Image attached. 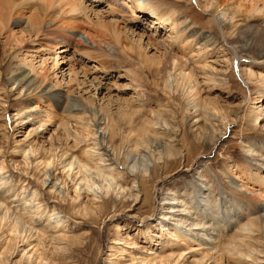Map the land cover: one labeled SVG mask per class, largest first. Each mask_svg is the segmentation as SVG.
Here are the masks:
<instances>
[{
    "label": "rangeland",
    "instance_id": "374dc122",
    "mask_svg": "<svg viewBox=\"0 0 264 264\" xmlns=\"http://www.w3.org/2000/svg\"><path fill=\"white\" fill-rule=\"evenodd\" d=\"M182 1L178 9L188 23L215 41L213 47L203 46L201 38L186 48L172 49L180 71L192 70L190 82L158 66L161 52L146 47L143 40L145 57L134 51H127V57L118 55V63L135 72L133 77L92 60L86 64H91L87 77L79 68V82L58 84L103 113L106 126H94L88 113L57 107L48 97L27 95L17 82L9 81L18 65L10 49L26 45L27 30L11 25V41L0 37V178L8 182L0 185V203L12 213L6 220L0 214L1 264H264V209L259 211L264 207V165L257 162L264 160V44L252 40L249 14H238L236 33L227 30L223 38L208 14H202L194 2ZM239 1L247 5L251 0ZM137 2L142 6L147 0ZM94 3L99 9L108 8L107 0ZM26 8L15 16L23 23L35 17L34 6ZM132 14L136 24L128 22L135 30L155 27L149 14L141 18L140 13ZM55 20L54 29L66 30L75 43H89L92 35V42L114 46L105 31L96 35L80 20L76 29L60 27ZM232 47L244 57L240 62L245 73L235 62L231 65ZM67 50L55 71L72 55ZM92 78L101 82L99 90L95 91L98 81ZM145 130L149 135L174 137L173 147L180 155L151 167L147 178L139 174L133 184L122 167L128 164L129 153H138L135 142ZM95 153L104 161L97 160ZM46 171L61 194L43 186ZM175 200L180 202L178 210L188 206L187 216L200 218L217 240L202 233L193 236L190 224L181 225L171 212ZM240 203L260 216L248 235L238 234L233 219L221 229L225 216L241 213ZM14 215L18 224L12 221ZM216 229L221 230L219 235ZM234 236L245 238L244 243L260 255L232 254L227 242ZM247 250L238 249L245 255Z\"/></svg>",
    "mask_w": 264,
    "mask_h": 264
},
{
    "label": "bare ground",
    "instance_id": "6f19581e",
    "mask_svg": "<svg viewBox=\"0 0 264 264\" xmlns=\"http://www.w3.org/2000/svg\"><path fill=\"white\" fill-rule=\"evenodd\" d=\"M26 1L28 0H0V37L5 35L4 38L6 43L11 41V33L8 31L11 30V25L14 27H24L27 30L26 38L28 41L26 45L19 43L20 46L17 45L15 48L12 47V49H10V54L13 55L12 58L18 61V65L12 68L9 81L14 80L17 82L18 85L23 87V90H25L27 95L33 94V96L36 97L42 95L52 100L57 107H66L67 110L88 113L93 119V125L97 127L104 124L106 126L107 119L105 118V115L99 111L95 112L93 108L87 107L85 104H83V102L72 97L67 93V91L65 92L62 88L58 87V84H61V82L67 80L68 82H66V84H69L73 81L79 82L77 81L79 68L81 70V74H83L84 77H87V73L90 71L89 66H91V64L86 66L87 62L91 63L92 60H96L95 62L99 65V67L102 68H108L114 65L118 72H122L123 75L128 77H133L135 72L126 68V66L123 64L120 65L118 63V55L122 54L127 57V51H134L136 56L140 58L145 57V49L142 47V43L143 40H146V47H150L151 49L161 52L160 54L162 60L160 59L161 61L158 63V66L163 68V70H166L169 75H172V73L176 74L175 76L178 77L182 82H190L193 77L192 70L189 69L187 72L185 70L180 71L179 61L173 56L172 49L176 46H178V48L179 46L186 48V45L189 46L194 41L201 38L204 39V44H202L203 46L205 44L211 47L215 45V41L213 39L207 40L208 37H203L200 35L198 29L194 28L193 23H188L187 17L180 13L178 8L182 6V0H147V2L142 6L137 5V0H107L108 8L106 9H99L98 6L95 7V0H29L30 2L28 1L29 3L27 2V4L34 6L35 9L33 11V15L35 17L31 15L32 18L26 19V22L23 23L21 19H18L15 16H17V14H21L22 11L27 9V4H25ZM184 1L194 2L202 14H208L211 18V21L219 29L223 38H226L227 30H232L229 31L232 33L238 27L239 24L236 20V16L238 14L245 13L247 16L249 14L250 16L248 17L251 19L250 23H252L251 28L253 29L250 31V33H253L252 40L255 42L257 41L260 44V41H262L264 44V0H256L255 2L252 0L248 2L247 0V5H245V3H241L239 0ZM136 5L138 7H136ZM132 13H140L142 15L140 18L146 14H149L150 17H152V21L155 22V27L144 28L143 30H135L132 28L133 26L131 27L132 23L128 22L134 21L135 23L133 24H136V21L134 20V14ZM106 17L108 20L104 19ZM55 19L59 21L60 27H63V25L66 24L65 26H69V28H80L79 26H76V23L78 22L77 20H80L83 24L88 26L89 30H95L94 32L96 35L98 32L101 33L105 31L114 41V46L109 45L108 47H102L100 42L93 41L95 43L94 44L92 42L94 39L92 35H88V39L90 40L89 43L83 41L75 43L72 39L66 36V30L54 29L55 24L53 20ZM143 21L146 20L143 19ZM22 23L24 25H22ZM60 31L62 32L59 33ZM165 32L168 33L166 38L164 37L166 34ZM233 33L235 34L236 32ZM239 44L241 45V43ZM136 45H139V47L136 48ZM247 46H245V49ZM251 46L252 45L250 44V47ZM261 46L264 47V45ZM201 48L202 47H200V50ZM67 49H69L72 55L66 57L67 61L64 62V64L62 63V67L60 66L61 70L57 72L55 71L57 70V63L59 59H62V54L64 57V52L68 51ZM22 50H25V53H22ZM197 52L200 54V51ZM231 52L233 57L231 65L233 62H235L236 67L239 69L241 68L242 72L245 73V69H242V63L240 62V60L244 57L240 56L237 48L232 47ZM247 52L248 51H246V53ZM7 57L8 56H6V58ZM49 61L51 62V67L48 66ZM92 68L95 72L99 71L96 66H92ZM49 69L52 70L53 80H51L47 74ZM249 74L250 73H248V75ZM93 81H98V78H94ZM130 82H133L132 78ZM100 83L101 82L98 81V83L94 85L95 91L97 89L99 90ZM257 120L258 119L256 116L254 121L257 122ZM165 126L169 127L170 130H173L171 126L166 124ZM102 131L105 132L104 129H102ZM163 133L166 134L168 132L163 131ZM95 134H97V131H95ZM102 138L103 137H101L99 140L103 141ZM174 144H177V141L174 137L167 139L161 136L149 135L145 130L135 142L138 153H129L127 155L128 164L124 165L122 170L125 172L127 171L126 174H128L129 177H132V179H134L133 184H136L135 179L139 174L143 178H147L149 177L148 174L151 167L154 168V165H157V163H164L166 158H169L168 160H170V157H178L180 155L179 152L174 150ZM98 145V142H94L93 144L94 147H98ZM95 157H98L99 159L97 160L100 162L104 161L100 154L95 153ZM263 161L264 160L257 159V162H259L260 166L264 165ZM99 166L101 165L99 164ZM44 176L45 177L42 181L43 186H46V188L50 187L55 192L58 191V194H61V190L58 189L57 184L50 180L51 178L48 174V171L45 172ZM85 178L86 176L83 175L80 177V180H85ZM4 180L5 178H0V185L8 184V182ZM136 187L138 188L139 185ZM34 193L35 192H33V195ZM95 193L97 192L94 190V194ZM126 196L129 199L131 198L130 193H127L125 197ZM104 203L110 202L105 201ZM179 203V200H175L174 203H172L171 212L176 213V215L180 218L181 225L190 224V231L193 233V236H199L198 234L202 233V236L208 240H217L213 238L214 236L211 235L212 233L210 231H208L207 225L204 224L200 218L192 216L189 218L187 216L189 213L188 206L183 205L182 208L178 210L177 208L179 207L177 205ZM2 205L3 204L0 203V214H2L1 218L5 219L7 216H9L8 213L10 210L6 207H3ZM238 206L241 213L238 214V216H225V220L227 222H225L221 229H227V225H229L233 219L236 220L239 225L237 226L239 227L238 234H251L250 230L252 228V223L257 225L256 223L259 222L258 220H260V216H257L258 214L256 215V212L251 210L249 211V208L244 207L241 203L238 204ZM263 209L264 207L260 206L259 211L263 212ZM13 217L14 219H12V221H15V223L19 221L17 215L16 217L15 215ZM245 219L246 222L243 223ZM216 231L218 235L221 232L220 229H216ZM31 237H33V235H31ZM244 240L245 238L234 236L229 242H227V249L232 254L243 256L244 258L252 257L253 254L259 256L261 252H257L251 247H248L244 243ZM245 246L248 249L247 255L238 251L239 247L245 248ZM247 261H249V259Z\"/></svg>",
    "mask_w": 264,
    "mask_h": 264
}]
</instances>
